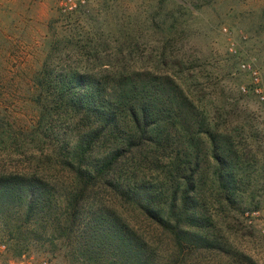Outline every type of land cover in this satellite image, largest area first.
Masks as SVG:
<instances>
[{"label":"trees","instance_id":"1","mask_svg":"<svg viewBox=\"0 0 264 264\" xmlns=\"http://www.w3.org/2000/svg\"><path fill=\"white\" fill-rule=\"evenodd\" d=\"M119 70L45 60L32 79L34 123L0 121L7 251L18 256L30 238H61L81 264H213L204 253L233 248L214 236V220L239 230L228 215L242 192L239 155L206 131L214 167L203 171L196 130L190 150L178 152L182 110L165 91L180 87L176 78Z\"/></svg>","mask_w":264,"mask_h":264},{"label":"rangeland","instance_id":"2","mask_svg":"<svg viewBox=\"0 0 264 264\" xmlns=\"http://www.w3.org/2000/svg\"><path fill=\"white\" fill-rule=\"evenodd\" d=\"M45 60L96 74L126 67L137 79L173 75L180 87L168 84L165 91L182 110L179 130L172 128L173 135L179 131L178 152L190 150L196 130L202 170L210 172V132L238 153L235 167L243 177L228 214L239 230L214 220V236H227L232 253L204 255L213 264H264L252 215L264 218V103L253 91L264 89V0H89L72 13H63L58 0H0V121L6 126L34 123L32 79ZM242 63L257 71L258 81ZM0 243L9 245L1 234ZM6 257L81 264L61 238H30L22 254Z\"/></svg>","mask_w":264,"mask_h":264},{"label":"built area","instance_id":"3","mask_svg":"<svg viewBox=\"0 0 264 264\" xmlns=\"http://www.w3.org/2000/svg\"><path fill=\"white\" fill-rule=\"evenodd\" d=\"M89 0H58V7L63 13H72L76 12L82 7L86 5ZM240 67L245 70L249 71L255 81H258V73L255 69L249 64L242 63ZM242 91H247L248 89L244 86L241 87ZM253 91L257 94L260 101L264 103V89H261L258 86H254ZM252 215L258 218V225H257V232H258V239L262 247L264 248V218L260 217L259 211H253ZM7 255V248L4 243H0V264H51L47 260L33 262L28 258L20 259V260H9L6 257Z\"/></svg>","mask_w":264,"mask_h":264}]
</instances>
